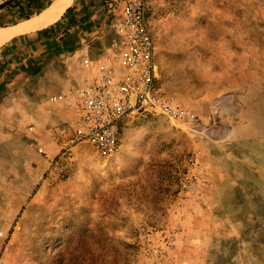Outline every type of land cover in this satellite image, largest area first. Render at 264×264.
<instances>
[{"label": "rangeland", "instance_id": "rangeland-1", "mask_svg": "<svg viewBox=\"0 0 264 264\" xmlns=\"http://www.w3.org/2000/svg\"><path fill=\"white\" fill-rule=\"evenodd\" d=\"M147 18L157 85L190 118L125 120L110 156L62 151L73 104L45 102L111 33L78 55L58 21L0 48V264H264V0H154Z\"/></svg>", "mask_w": 264, "mask_h": 264}, {"label": "built area", "instance_id": "built-area-1", "mask_svg": "<svg viewBox=\"0 0 264 264\" xmlns=\"http://www.w3.org/2000/svg\"><path fill=\"white\" fill-rule=\"evenodd\" d=\"M19 0H0V13L17 7ZM154 0H112V35L99 55H84L86 72L66 93L48 97L51 105L71 102L74 122L65 134L61 150L88 144L98 154L110 156L120 148L121 124L145 113L161 114L173 121L190 115L157 85L154 35L147 13ZM72 100V101H70ZM33 128L30 127V130ZM151 255H160L152 246Z\"/></svg>", "mask_w": 264, "mask_h": 264}, {"label": "crops", "instance_id": "crops-1", "mask_svg": "<svg viewBox=\"0 0 264 264\" xmlns=\"http://www.w3.org/2000/svg\"><path fill=\"white\" fill-rule=\"evenodd\" d=\"M111 1L112 0H73L72 4L65 9V11L59 17V19L56 20L55 22H53L55 24V23H58V21H61L63 24V28L67 30L66 37L63 38V44L64 45L62 47L63 48H68V47L74 48V50L76 49V53L78 55H80L81 53H83L82 50H84V49L89 50L90 46L94 45L98 41V39L100 37H97L96 34L106 33V36H107L109 33H112L111 16L108 15L109 6L111 5L110 4ZM49 5H47L46 8ZM33 6L34 5H31V7H33ZM17 7H19V6H17ZM14 8H16V7H14ZM68 8H69V10H68ZM36 9H37V11L38 10L41 11L42 9L44 10L45 7L41 8V9H38V8H36ZM37 13H35L34 15H36ZM34 15H30L29 18L31 16H34ZM17 23H14L12 25H7V26H0V30L7 28V27H12L13 25H15ZM54 24H52V25H54ZM49 26H47V27H49ZM40 30H42V29H40ZM27 34H29V33H27ZM111 35L109 36V38L111 37ZM19 36L20 35L12 36L10 39L1 43L0 48L2 49V46H4L6 43H8L10 41H13L15 38H18ZM100 51L101 50H98V51L94 52L93 54L91 53L92 57L96 58L97 55H99ZM81 79L82 78H79L78 80H81ZM1 87H3L2 83H0V88ZM59 91H61V92H59ZM59 91L55 92V90H54V92L49 94V96L53 95V94L66 93V92H68V89L66 88L63 91L62 90H59ZM19 95H20L19 91H16V99H17V97H19ZM48 97L46 98V102H45L46 106L51 105L48 102ZM0 98H3V99L5 98L3 89H0ZM63 103L66 105L69 104L68 102H60V103H58L59 105H57V106L61 107L62 110L64 109V112H65V110L67 108H63L64 107ZM16 105H17V102H16ZM51 106H53V105H51ZM72 111H74L73 108H72ZM45 112H46V114H51L48 111H45Z\"/></svg>", "mask_w": 264, "mask_h": 264}, {"label": "bare ground", "instance_id": "bare-ground-1", "mask_svg": "<svg viewBox=\"0 0 264 264\" xmlns=\"http://www.w3.org/2000/svg\"><path fill=\"white\" fill-rule=\"evenodd\" d=\"M72 1L73 0H53L47 8L42 10L35 17L20 21L12 27L1 29L0 44L10 39L12 36L32 33L49 26L59 19L65 9L72 4Z\"/></svg>", "mask_w": 264, "mask_h": 264}, {"label": "trees", "instance_id": "trees-1", "mask_svg": "<svg viewBox=\"0 0 264 264\" xmlns=\"http://www.w3.org/2000/svg\"><path fill=\"white\" fill-rule=\"evenodd\" d=\"M27 2L26 3H24L23 2V0H19L18 2H17V6H19L18 7V9H19V15H20V17H22V18H29V16L31 15V13L30 14H25L23 11H24V5L25 4H27V6L28 7H30L31 5H34L35 4V1L34 0H26ZM38 9H41V8H38ZM68 10H69V8H68Z\"/></svg>", "mask_w": 264, "mask_h": 264}]
</instances>
